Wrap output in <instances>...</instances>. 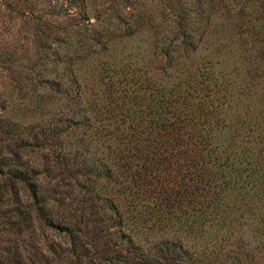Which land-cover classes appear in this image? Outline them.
<instances>
[{
	"label": "rangeland",
	"instance_id": "1",
	"mask_svg": "<svg viewBox=\"0 0 264 264\" xmlns=\"http://www.w3.org/2000/svg\"><path fill=\"white\" fill-rule=\"evenodd\" d=\"M153 1L145 0L137 7L124 2L123 13L128 15L137 8L147 14L153 9ZM112 3L0 0V160H10L9 148L18 144L20 159L37 169L39 198L55 209V199L63 193L65 201L77 206L74 213L82 225L88 219L87 229L89 208L85 205L80 211L82 205L77 202L81 175L71 171L70 176L61 173L60 177L50 154L54 145L49 140L30 147L23 145L30 138L25 127L34 122L39 126L65 110L61 103L64 92L78 93L80 103L74 107H85L83 114L95 123L93 113H105L101 105L107 102L103 81L108 76L120 78L127 68H139L165 85L171 80L166 74L175 75L174 80L181 79L180 87L186 84L197 94L190 105L193 111H209L206 117L197 112L199 117L192 121L205 130L209 128L218 165L210 168L218 176L221 173L223 181L221 177L215 179L204 200L207 205L182 203L168 211L162 209L157 219L151 215L144 222H129L131 231L127 227L125 230L132 235L134 246L124 250L121 243L118 252L132 260L142 251L159 257L156 264H264V31L256 33L245 24L249 23V14L235 15L221 8L210 12L196 50L186 58H178L175 70L154 51L155 32L149 26H140L127 36L111 37L102 52L82 56L74 37L76 16L83 8L86 15L82 21L90 28L103 21ZM46 79L60 80L61 90L51 87L55 84ZM46 90L61 98L51 95L40 100ZM93 97L95 106L91 107L85 100ZM78 130L72 129L67 139L74 141ZM88 132L82 140L94 146ZM5 169V165L0 167V255L15 242L20 264H30L38 246L45 250L51 240L65 246L67 238L59 228L42 227L35 218L32 228H23L18 234L8 229L7 210L18 201L13 188L3 180ZM17 184L20 200L28 203L25 188Z\"/></svg>",
	"mask_w": 264,
	"mask_h": 264
},
{
	"label": "trees",
	"instance_id": "2",
	"mask_svg": "<svg viewBox=\"0 0 264 264\" xmlns=\"http://www.w3.org/2000/svg\"><path fill=\"white\" fill-rule=\"evenodd\" d=\"M112 1L103 21L90 28L82 21L86 15L83 8L76 16L74 37L82 56L102 52L111 37L127 36L140 26H149L155 32L154 51L165 65L175 70L178 58H186L196 50L210 12L221 8L235 15L249 14L246 19L249 23L245 24L256 33L264 31V0H155L153 4L150 2L153 9L147 14L136 8L128 15L123 13L124 2L137 7L145 0ZM164 23L168 26H162ZM121 73L120 78L108 76L103 81L107 102L101 105L105 113L94 112L95 123L83 114L85 107H74L80 103L79 94L64 92L61 103L65 110L39 126L34 122L25 127L30 138L23 145L30 147L48 140L54 145L50 154L60 177L61 173L70 176L71 171L81 175V182H77L80 190L77 202L82 205L80 211L85 205L89 208V228L85 227L88 219L82 225L83 221L74 213L77 206L65 201L63 193L56 197L55 209L39 198L37 169L20 159L18 144L9 148L10 160H0V167L6 166L3 180L13 188L15 202L18 201L7 210L8 229L18 234L23 228L31 227L35 218L42 227L59 228L67 238L65 246L52 240L45 244V250L38 246L30 264H156L159 257H150L142 251L132 260L118 252L122 246L124 250L134 246L132 235L125 230L127 227L131 231L129 222H144L151 215L157 219L162 209L168 211L182 203L207 205L204 201L207 193L215 185V179L222 178L221 173L218 176L210 168L218 165L208 137L209 128L205 130L192 121L199 117L197 112L204 117L209 113L191 108L197 94L189 91L186 84L180 87L181 79L176 81L175 75L169 73L166 74L171 79L168 85L139 68H127ZM46 80L55 84L51 87L61 90L60 80ZM52 89L54 92L55 88ZM51 95L61 98L46 90L39 99L44 101ZM85 101L95 106L94 97ZM126 120L128 123H124ZM80 126L84 127L78 130ZM72 129L79 131L74 141L67 139ZM87 130L94 146L82 140ZM17 183L25 188L28 203L20 200ZM16 247L13 242L5 248L0 264H20Z\"/></svg>",
	"mask_w": 264,
	"mask_h": 264
}]
</instances>
